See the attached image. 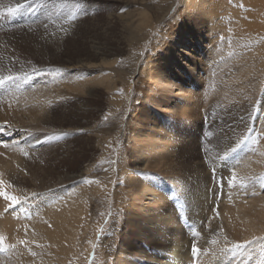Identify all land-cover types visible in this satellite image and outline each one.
Instances as JSON below:
<instances>
[{
	"label": "rangeland",
	"instance_id": "rangeland-1",
	"mask_svg": "<svg viewBox=\"0 0 264 264\" xmlns=\"http://www.w3.org/2000/svg\"><path fill=\"white\" fill-rule=\"evenodd\" d=\"M157 1L43 0L51 11L40 18L41 22L20 27L0 25L5 44L7 38L20 40L24 33L33 40L32 43L27 38L24 41L32 46L25 60L8 58L0 47V77H12L0 84V126L15 125L23 136L35 134L46 139L42 148L33 149L34 155L27 153L28 147L18 155L19 159L27 156L36 174L32 183L28 181V187L49 179L55 183L67 179L66 191L85 188L76 206L78 211L83 209L84 222L88 220L90 224L86 229L81 227L82 232L85 230V241L82 245L77 241L78 257L74 258L77 264H92L103 240L114 247L126 239L124 244L136 242L141 250L148 243L150 236L139 233L153 223H136L125 208L128 198L124 203L117 202L116 212L112 209L113 191L116 186L123 187L120 185L123 180L164 179L160 174L152 176L150 172L136 171L140 168L134 162L137 158L145 157L149 167L170 169L174 176H189L201 165L213 168L216 159L227 149H238L247 141L253 143V150L259 147L253 119L264 112V81L260 90L257 81L251 79L244 80L240 88L235 85L237 59L222 39V28L217 29L220 47L217 56L213 54V68L210 67V73L207 71L206 79L199 76L204 65L201 63L168 80L177 90L168 95L169 101L163 98L165 92L149 89L151 75L144 68L156 51L154 43H162L161 29L173 19L174 13L169 12L159 21L161 9L156 10ZM20 4L10 1L9 7ZM248 12L251 10L240 8L244 21H238L237 28L241 24L258 27V22L247 16ZM240 30H244L243 25ZM206 41L204 36L199 47H204ZM8 47L12 49L9 43ZM260 55L264 52L256 56ZM3 62L11 66L6 67ZM83 65L100 67L83 81H75L82 83L81 90L66 89L56 101V91L64 89V85L56 87L59 81L65 83L59 77L66 73L64 69L81 71ZM11 70L12 73H6ZM261 71L264 80V69ZM21 90L27 95L20 93ZM44 90L52 98L40 101L43 109L35 108L31 116L20 115L23 95L27 97ZM65 94L68 95L65 97ZM193 103L199 108L194 117L192 114L186 117L184 113L189 107L194 108ZM168 134L178 137L175 142L180 145L179 153L170 157L167 154L174 139H168ZM79 172L82 174L78 177ZM88 242H93L92 248L87 260L81 263ZM71 261L69 264H73Z\"/></svg>",
	"mask_w": 264,
	"mask_h": 264
},
{
	"label": "bare ground",
	"instance_id": "bare-ground-1",
	"mask_svg": "<svg viewBox=\"0 0 264 264\" xmlns=\"http://www.w3.org/2000/svg\"><path fill=\"white\" fill-rule=\"evenodd\" d=\"M10 1L26 3L9 7ZM168 3L159 0L155 5L157 11L161 9L159 21L169 12L174 13L173 19L161 29L162 43H154L156 54L149 57L144 68L151 75L148 78L150 90L165 92L163 98L169 101L168 95L177 91L173 89L172 79L201 63L204 65L199 76L206 79L207 71L210 73L213 68L212 58L217 56L220 47L219 28L223 30L222 39L227 41L228 50L237 59L235 85L240 88L244 80L251 79L257 81L260 90L264 81L261 71L264 55H256L264 52V0H168ZM242 7L251 10L247 16L258 22L257 28L244 24H241L244 30H240L241 25L237 28V22L244 21L239 13ZM50 11L43 0H0V25L28 26L46 17ZM223 23L225 28L221 27ZM204 36L207 44L199 47ZM1 37L0 47L8 58L27 59L31 44H24V41L27 38L32 43V37L24 33L20 40L7 38V44ZM203 49L209 53H201ZM99 67L83 65L81 71L64 69L66 73L59 77L64 78L65 83L59 81L56 85L59 88L64 85V89H58L54 99H60L66 89L81 90L82 83L75 81H83ZM20 93L27 95L25 90ZM31 94L23 95L20 115L31 116L35 108L43 109L39 106L40 101L52 98V95L47 96V90ZM193 106L184 113L186 117L191 114L194 117L199 107ZM253 130L259 134L256 150H253V143L247 141L238 149L224 151L213 168L201 165L189 176H174L170 169L149 167L145 157L134 160L140 166L136 171L150 172L152 176L160 174L164 179L123 180L120 182L123 187L116 186L113 191L112 209L116 212L117 202L124 203L128 198L125 208L136 223H153L152 227L141 229L139 233L140 236L147 233L149 241L141 250L136 242L124 244L126 239L114 247L103 240L92 264H264V112H259L253 119ZM21 132L15 125L0 126V151H4L0 154V264H69L71 259L77 264L74 261L78 257L75 253L77 241L80 240L81 245L85 241V230L82 232L81 227L86 229L90 224L88 220L84 222L83 209L78 211L76 206L82 200L85 188L66 191L67 179H60L58 183L49 179L28 187V181L32 183L36 174L32 172L27 156L19 159L18 155L21 156L27 147V153L34 155L33 149L40 148L46 139L35 134L23 136ZM167 138L174 139L167 154L170 157L179 153L180 145L175 142L178 137L168 134ZM3 193L9 198L16 197L18 202L6 199ZM97 230L98 226L94 236ZM140 236L135 237L140 240ZM93 242L84 247L81 263ZM194 246L198 249L196 253Z\"/></svg>",
	"mask_w": 264,
	"mask_h": 264
},
{
	"label": "snow or ice",
	"instance_id": "snow-or-ice-1",
	"mask_svg": "<svg viewBox=\"0 0 264 264\" xmlns=\"http://www.w3.org/2000/svg\"><path fill=\"white\" fill-rule=\"evenodd\" d=\"M9 11H12V9H9ZM9 79H12L11 76H8V77H0V84H3L5 82V80H9ZM225 156H227V153H225ZM3 195L5 196L6 199H11L13 203H17V198L16 197H8L7 196V193H3ZM2 239V238H0ZM198 251V249L194 246L193 247V252L196 253Z\"/></svg>",
	"mask_w": 264,
	"mask_h": 264
}]
</instances>
